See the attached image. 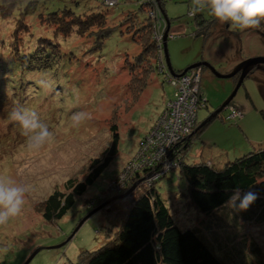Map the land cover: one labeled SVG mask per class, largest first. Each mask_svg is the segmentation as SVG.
I'll return each instance as SVG.
<instances>
[{"label": "rangeland", "instance_id": "obj_1", "mask_svg": "<svg viewBox=\"0 0 264 264\" xmlns=\"http://www.w3.org/2000/svg\"><path fill=\"white\" fill-rule=\"evenodd\" d=\"M31 1L36 10L24 18L25 22L32 27L33 34L51 37V42L60 48L62 56L50 71L32 72V80L34 77L41 79L34 89L29 88L25 102L13 99L10 87L4 89L6 98H0V179H10L27 189L22 213L0 225V249H7L0 252V264H26L39 249L28 264H75L82 251L96 250L110 240L106 229L110 224L105 213L114 210L110 216L114 223L118 217L116 211L129 193L142 181L147 182L146 178L153 175V171L159 173L156 176L170 172L157 181L158 189L177 224L182 229L195 228L198 221L206 218L186 203L182 192L186 191L187 182L179 178L178 163L170 158L171 150L167 159H161L163 151L157 150L153 154L154 160L149 162L153 165L151 173L146 172L142 179L134 183L135 187L131 185L126 189L132 174L129 164L134 157H138L142 137L151 131L154 124L159 125L167 110L171 109L173 115L174 112L189 110L191 114L197 108L199 98L196 93L200 88L208 99V106L199 110L200 124L191 122L192 128H198L222 106L236 87L235 80H239L240 74L235 78H221L215 71L227 74L244 60L264 56V23L257 28L238 29L217 21L211 28V36L206 39L196 34L198 12L193 13V0H160L164 4L166 25L164 33L158 35L157 54H165L164 36L167 32V48L174 75L167 65L166 56L165 63L163 61L161 68L154 72L151 71L152 61L136 60L141 53V40L148 42L152 36L144 27H138L147 22L148 16L153 23L155 21V15L141 9V4L153 5V12L159 5L158 0H117L113 7L106 6L102 0H17L12 16L9 19L0 18L2 40H8L11 30L21 19V11ZM157 9L162 12L161 7ZM65 10L82 17L91 12L104 11L103 25L112 26V31L101 48H93L95 36L101 33L94 30V26L87 32H79L76 28L72 34L65 36L56 32L55 27L41 24L42 16L47 18ZM201 12L209 17L207 9ZM23 26L25 28L19 29L21 33L14 36L10 45H19L22 38L27 40L24 42L25 49L30 51L29 45H33L34 37L31 38L29 28ZM136 36L141 40H137ZM7 49L6 46L0 50V56ZM199 62L205 64L185 71ZM52 70L55 73L50 75ZM188 73L191 75L185 77ZM197 75L200 86L196 84ZM146 77L149 80L147 84L143 81ZM170 77L173 79L170 80ZM177 80L183 87V96L179 98L175 97L179 86L173 83ZM259 82H264V69L254 67L232 102L193 138L187 161L210 157L216 161L234 159L241 156L244 148L247 149L242 154L264 143V117L260 112L264 109V97ZM196 86L199 87L197 91L194 90ZM135 96H138L136 101ZM18 107L35 111L48 126L51 138L39 149H29L19 125L9 120V113ZM228 108L234 110L236 120L226 118ZM77 114L83 116L79 121L73 119ZM189 114L182 115L185 123L191 117ZM115 122L120 136L118 155L89 188L82 202L78 201L62 219L45 222L41 212L44 199L55 188L63 189L69 178L78 181L85 178L92 160L103 158L110 147L113 139L111 126ZM170 134L172 131L162 133L160 142H167ZM150 158L151 155H145L146 160ZM164 160L169 166H158ZM92 200L98 204L91 203ZM246 226L249 228L247 233L259 245L255 250L258 253L260 249L264 256V220L253 221ZM223 260L229 264L227 259Z\"/></svg>", "mask_w": 264, "mask_h": 264}, {"label": "trees", "instance_id": "obj_2", "mask_svg": "<svg viewBox=\"0 0 264 264\" xmlns=\"http://www.w3.org/2000/svg\"><path fill=\"white\" fill-rule=\"evenodd\" d=\"M32 2L27 5L25 10L21 11V19L17 21L15 29L11 30L8 40L0 38V50L8 47L7 52L0 56L1 99L7 96L3 93L4 89L10 87L13 90L11 97L20 102H25L29 96V88L34 89V85H38V80L41 79L34 77L32 80L31 77L33 76H30L32 72L50 71L55 63H59L62 56L60 48L51 42V37L33 34L32 27L25 22L24 18L36 10V6ZM158 2L159 8H162L160 24L155 26L156 21L153 23L148 16L147 22L140 24L141 27L138 28L144 27L145 31L149 35L151 32L152 36L149 37L148 42H144L140 39L141 37L136 36L137 40H141V45L139 44L141 53L136 57V60L140 62L146 59L149 62L152 61L151 71L153 72L158 67L161 68L160 65L163 61L165 63V54L162 55V53V56L157 54V42L159 41L155 33H164L163 28L166 25L164 4L160 0ZM16 4L17 0H0V18L9 19ZM104 4L113 7L107 3ZM153 8V5L150 6L149 3L143 2L141 4V9L149 14ZM103 16L104 11L91 12L82 17L72 11L65 10L62 13H53L47 18L42 16L40 22L55 27L56 32L63 33L65 36L72 34L76 28L79 32H87L94 26V30L101 31L95 36L96 39L94 38L93 48L97 49L102 47L103 42L112 31V26L103 25ZM196 18V34L203 35L206 39L209 38L212 34L211 28L213 29L212 26L217 20L210 14L209 17H205L201 11L198 12ZM23 25L29 28L31 38L34 37L33 45H29L30 51L25 49L24 42L27 40H22L20 35V44L10 45L14 36L21 33L19 29L24 27ZM146 27L149 29L146 30ZM9 45L12 46L11 49ZM151 71L150 73H152ZM54 73L55 71L52 70L50 75ZM29 76L31 79L28 80ZM143 81L147 84L149 80L146 77V80ZM235 82L237 84L238 79ZM144 86L142 87L143 90ZM259 87L264 97V82H259ZM204 96L206 97L205 93ZM134 98L135 100H133L136 101L138 96ZM207 106L208 99L206 105L201 106L200 109ZM228 109L229 114L226 118L236 120L235 117H231V108ZM260 112L264 117V109ZM213 119L215 117L198 128L195 126L187 137L186 134H182L180 140L168 150H171L170 158L176 159V163H178L176 168L179 178H184L187 182V189L182 192L186 203L203 213L206 219L198 221L195 228L182 229L177 224L156 184L170 172L164 173L151 184L146 181L139 183L116 211L118 217L114 223L110 220L114 210L111 209L110 212L105 213L107 222L110 224L108 228L106 227L110 240L96 250L82 251L75 264H226L223 259H227L229 264H264V256L260 249L258 253L255 250V248H259V245H256V239L247 233L249 228L246 226L253 221L264 220V145L259 144L255 150L234 159L216 161L210 157L201 161H187L186 157L190 153L193 138L202 133ZM196 123V125L200 124L198 116ZM117 128L118 125L115 122L111 126L113 139L110 147L106 150L103 158L92 160L89 172L83 180L78 181L69 178L63 189L55 188L47 195L41 210L45 222L53 223L67 215L78 201L82 202L89 188L110 166L119 153L120 136ZM149 133L140 140L138 150L145 136ZM150 149L149 147L147 150ZM136 158L134 157L129 164L132 174L129 178L131 182L127 183L126 189L134 185L138 179H142L143 175L152 169L148 164L141 166L143 163ZM208 159L212 162H208ZM237 188L241 190L251 189L258 193V198L247 211L233 215L227 209L222 210L221 206ZM91 203L98 204L96 201L94 203L93 200ZM200 230H205L207 234L200 233Z\"/></svg>", "mask_w": 264, "mask_h": 264}, {"label": "clouds", "instance_id": "obj_3", "mask_svg": "<svg viewBox=\"0 0 264 264\" xmlns=\"http://www.w3.org/2000/svg\"><path fill=\"white\" fill-rule=\"evenodd\" d=\"M207 9L217 21L229 23L238 29L257 28L264 23V0H193V13ZM9 120L16 122L27 138L29 149H39L51 138L48 126L35 111L18 107L9 113ZM82 114L73 117L82 119ZM26 187L10 179H0V225L19 216L25 203ZM258 198V193L249 189H235L221 206L231 214L247 211ZM7 249H0L6 252Z\"/></svg>", "mask_w": 264, "mask_h": 264}, {"label": "built area", "instance_id": "obj_4", "mask_svg": "<svg viewBox=\"0 0 264 264\" xmlns=\"http://www.w3.org/2000/svg\"><path fill=\"white\" fill-rule=\"evenodd\" d=\"M103 2L104 3H107V4L110 3L111 5L113 4V6L116 3H118L117 0H105V1L103 0ZM157 8H159V6ZM157 8L155 9V11H153V12L150 13L152 15H155V21H156V23L161 21L160 18L162 16L161 15V10H159ZM156 23H155V26H157ZM157 28L159 29L160 26L157 27ZM155 35L157 36V39H158V35L159 34L158 33L157 34L155 33ZM158 40H160V39H158ZM190 75L191 74L188 73V75H185V77H189ZM198 75L196 76V84H198L199 83V80H200V79L198 80V78H197V77H199ZM181 78H184V77L181 76ZM172 79L173 78L170 77V80H172ZM173 83L175 85L178 84L177 86H179L175 97H178V98H179V96L182 97L183 96L182 95L183 93H181V90H183V87L181 88V85H182L181 82L177 80V82L175 81ZM198 86H200V85L198 84ZM198 86L194 87V90L195 91L198 90V88H199ZM196 94H197L196 97L198 96V98H199L198 99L199 100V104H198L197 108L191 112V114H189L190 113V110H189V111H185V112H181V111L174 112L173 111L174 112V115H173L172 112H171V109L170 110H167L163 114V116L161 117L162 119H161L159 125H155L154 128L151 130V132L147 136H145L144 140L142 141V143L140 145L141 147L138 150V157L136 158V160H141V163H143V164H141V166L144 165V164H148V166H151L152 167L153 165L149 164V162H151V161L154 160V158H153L154 155L153 154L157 150H162L163 151V153L161 155V159H163V158H166L167 159V151L171 148V146L173 144H176L178 142V140H180L182 134L183 135L186 134V136H187L193 130V128H192L193 126L191 127V124L190 123L191 122H196V119H197V116H198V110L200 109L201 106H204L207 103V98L204 96V93L201 90V88H200L199 93L197 92ZM184 98H185V95H184ZM182 103H184V102H182ZM172 106L175 107L174 105H172ZM231 110H232V114H233L234 113V110L232 108H231ZM186 114H189L191 116L189 118V120L187 121V123H185L184 117H182V115H186ZM235 115L236 114H233V115H231V117H234ZM238 117H240V116H238ZM170 131H172V134H170L169 140L167 142H165V143L164 142L161 143L160 142V141H162L161 137H163L162 136V133H166V132L169 133ZM149 147L151 149L150 150H147ZM145 155L146 156L151 155V158L146 160L145 159ZM160 165H165V167H167V166H169V163L168 162L166 163V161L164 160L163 162H160V164L158 166H160ZM154 174L157 175L159 173L156 172V171H153V175H150L148 178H146L147 183H149V184L153 183L154 181L157 180L156 177H159L160 176V175L159 176H156Z\"/></svg>", "mask_w": 264, "mask_h": 264}, {"label": "water", "instance_id": "obj_5", "mask_svg": "<svg viewBox=\"0 0 264 264\" xmlns=\"http://www.w3.org/2000/svg\"><path fill=\"white\" fill-rule=\"evenodd\" d=\"M167 36L168 33H165L164 36V51H165V56H166V61H167V65L170 69V71L176 75L175 71L172 68L171 62H170V58H169V54H168V48H167ZM200 64H205L204 62H199V63H195L191 66H189L186 70H188L189 68L198 66ZM254 67L257 68H263L264 69V56H258V57H253L247 60H244L243 62H241L240 64H238L230 73L227 74H222L219 73L217 71H215L216 75L218 77L221 78H229L232 77L236 74H240L239 80L237 82L236 87L234 88L233 92L231 93V95L226 99V101L222 104V106L217 109L214 113L211 114V116L206 119L204 122L201 123V125H203L204 123L210 121L213 117H215L221 110H223L225 107H227L233 100V98L235 97L236 93L238 92L240 86L242 85V83L244 82L245 78L247 77V75L253 70ZM200 125V126H201ZM199 126V127H200ZM136 186V184L134 185V187ZM97 211V210H96ZM95 211V212H96ZM40 250V249H39ZM39 250H36L27 260L26 264H28V262H30L32 260V258L38 253Z\"/></svg>", "mask_w": 264, "mask_h": 264}, {"label": "crops", "instance_id": "obj_6", "mask_svg": "<svg viewBox=\"0 0 264 264\" xmlns=\"http://www.w3.org/2000/svg\"><path fill=\"white\" fill-rule=\"evenodd\" d=\"M255 139H257V138H255ZM258 140V139H257ZM262 144V143H261ZM252 145V147H253V143L251 144ZM263 145H264V143H263ZM256 146V145H255ZM254 146V147H255ZM248 147H250V146H248ZM251 148V147H250ZM245 149H247V148H244V150H241V152H240V155H242V153H244L243 151H245ZM212 159V158H211ZM208 162H212L211 160H209L208 159ZM202 233L204 232L205 234H207L206 232H205V230H200Z\"/></svg>", "mask_w": 264, "mask_h": 264}, {"label": "bare ground", "instance_id": "obj_7", "mask_svg": "<svg viewBox=\"0 0 264 264\" xmlns=\"http://www.w3.org/2000/svg\"><path fill=\"white\" fill-rule=\"evenodd\" d=\"M109 5H111L110 3H108ZM113 5V4H112ZM199 66V65H198ZM237 75V74H236ZM235 76V75H234ZM234 76H232V77H234ZM171 83V82H170ZM155 175V174H154Z\"/></svg>", "mask_w": 264, "mask_h": 264}]
</instances>
